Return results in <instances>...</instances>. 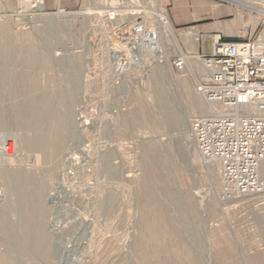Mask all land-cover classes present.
<instances>
[{"label":"rangeland","instance_id":"obj_1","mask_svg":"<svg viewBox=\"0 0 264 264\" xmlns=\"http://www.w3.org/2000/svg\"><path fill=\"white\" fill-rule=\"evenodd\" d=\"M116 4L78 0L68 7L72 15L43 18L40 12L20 14V0H0V43L11 46L10 61L3 66L8 80L0 82V152L6 139L16 143L14 159L4 160L0 153V208L10 204L11 216L17 217L19 205L6 190L2 170H26L43 187L44 227L50 236L44 256L35 233L19 226L18 240H4L0 234V254L10 253L14 264H260L264 193L224 196L221 180L210 176L213 165L203 161L191 133V121L204 113L192 111L177 79L187 78L186 92L196 103L208 105L190 73L178 72L171 63L180 51L178 33L189 28L173 29L178 40L170 34L174 47L167 58L119 71L112 59L119 42L106 33L101 17L92 14ZM242 10L243 37L250 36L252 26L257 27L252 37H263L264 20ZM62 20L70 24L65 32L54 24ZM203 42L210 52L211 39ZM200 46L198 42L195 55ZM34 55L36 62L31 61ZM191 62L199 63L197 57ZM159 89L166 92L181 125L166 117ZM50 93L66 94L62 103L57 96L53 100L59 109L61 104L70 109L67 128H42L24 113L15 114L16 106ZM40 136L65 141L57 148L50 145L47 154L25 144Z\"/></svg>","mask_w":264,"mask_h":264},{"label":"built area","instance_id":"obj_2","mask_svg":"<svg viewBox=\"0 0 264 264\" xmlns=\"http://www.w3.org/2000/svg\"><path fill=\"white\" fill-rule=\"evenodd\" d=\"M49 1L20 0L26 8L21 7L19 13L69 12L63 6L69 0ZM113 1L116 6L103 10L100 17L106 33L121 45L112 49L115 68L124 71L155 59L162 52L161 28L170 27L174 34L166 10L156 0ZM210 39V52L205 51V38H201L198 55H191L180 41V51L172 57L173 68L190 73L203 101L209 107L218 104L223 109L209 108L206 115L195 117L191 133L203 161L219 166L224 196L264 193V38L226 39L214 33ZM193 57L203 65L204 73L192 66ZM9 148L5 142L2 151L7 153Z\"/></svg>","mask_w":264,"mask_h":264},{"label":"bare ground","instance_id":"obj_3","mask_svg":"<svg viewBox=\"0 0 264 264\" xmlns=\"http://www.w3.org/2000/svg\"><path fill=\"white\" fill-rule=\"evenodd\" d=\"M231 1H233L235 4H237L242 9L250 10V11H252L253 9L256 10L258 12L259 16L261 17V19L264 20V0H252V2H251V0H231ZM156 2H157V4L160 5V7H162L159 0H156ZM21 7L26 8L23 4H22ZM118 11H119V13L123 12L120 9H118ZM70 12H72V11H70ZM103 12L104 11L100 12L97 9L92 14H94L95 16H100ZM40 14H41V17H43V18H47V17H49L51 15L50 12H43V11L40 12ZM59 14H62L63 16L72 15L69 12H67V13H59ZM54 24H55V27L57 29H59L61 31H64V32L70 27V24L66 20L57 21V22L55 21ZM170 34H172V30H171L170 27H162L161 28L162 52L160 54L155 55L154 56L155 59L158 58V60H160L161 58L162 59L163 58H167V56L169 55V54H167V53H169L168 50L174 47V43H173V41L171 39ZM178 34L180 36V41H181L182 45H184V47L186 48V50L191 55L194 54V53H196V51L198 50V42L201 40L200 31L197 28H193V29H189V30H181ZM34 38H35V40H37L36 37H34ZM262 38H264V37H262ZM44 41H46V40H44ZM38 42H40V41H38ZM8 44L9 43H4V44L3 43H0V82H5L6 80H8L7 79L8 78V75H7L6 71H5V69L3 68V66L4 65L6 66V64L9 63V61H10V56H11V54H10L11 48L10 47L11 46L8 45ZM119 46H121V45L119 44ZM36 58H38V56H35V55L32 56V58H31L32 60L31 61L32 62H36L37 61ZM145 59H150V58L149 57H145ZM192 66L194 68H196L201 73H204L206 71L205 68L203 67V65L200 64V62L199 63L194 62V63H192ZM9 74H11V73H9ZM27 78L28 79H26V80H29V76ZM26 80H24V81H26ZM16 81H17V79H16ZM21 81H23V80L21 79ZM31 81L32 80L30 79L29 82H31ZM177 82L184 89L185 93L188 94V96H189V98L191 100V104H192V111H194V112L200 111V112H203L204 115H206L209 112V110H208L209 108H213V109L219 110V111L223 110L222 107L220 105H218V104H213L211 107L208 106V108H206L205 106H202L201 104L196 103L195 100H194V98L191 96V94H189L188 92H186L187 89L190 88V82L187 80V78L177 79ZM28 83L26 84V82H25L26 85H28ZM21 85H23V84L21 83ZM11 87H13V86H11ZM64 93L63 94H56V95H54L53 93L52 94L51 93L50 94H42V95H40V98L32 99V100H30L28 102H23L22 104L16 106L14 112H15L16 115H20L21 113H24V115L27 116V119H28V121L30 123H34V124L38 125L39 127L44 128V127H46L48 125H51V124H55V125L58 124L59 127H61V129H62V128L66 127L68 124H70L72 122V114L70 112V109L66 108L65 104H61L62 105V109H59L58 108V105L55 104V102H54L53 99H54V97L57 96L58 99L61 98L60 103H62L65 100V98H66V94H64ZM158 97H159V101L162 104V109H163L166 117H168L169 119L173 120L176 124L181 125L182 122H181L178 114L173 109H171V107L169 105L170 103L168 102L166 92L164 90H162V89H159L158 90ZM142 110H140V111H142ZM7 114H8V112H7ZM143 115H145V116L144 117L141 116L142 119L144 118L143 119L144 121H148L149 119L147 117L146 112H143ZM141 117H138V118H141ZM136 120H137V118L133 116V121H136ZM52 129L54 130L53 127H52ZM58 130H60V129H58ZM55 131H56V129H55ZM63 134H65V133H63ZM53 135L54 134L52 132V136ZM45 136H40L38 139H36L37 140L36 142L25 141V144L27 146L36 147V148H38V150L44 151L47 154L48 147L50 145H51L52 148H57V146L59 145V143L65 141L63 137L62 138H63L64 141H60V140L57 141L59 134L57 136V140L51 139V142H49L48 136L47 137H45ZM26 137L27 136H25V138ZM5 141L10 144V148H9L8 152L5 153V154H4V151L3 152L2 151L0 152V153H3L2 158L4 160L14 159L15 156H16V151H15V149H16V143L14 141H12V139H10V138L6 139ZM59 148L60 147H58V149ZM152 150H153V152L155 154H157L160 157L161 161L163 162V160H162V158L160 156L159 149L156 146L152 145ZM24 152H25V150H24ZM35 154H36V152H35ZM263 164H262V170L264 169ZM212 165H213V167L211 166V169H210L211 170V172H210L211 175L210 176H212L213 180L216 179V178H219V180H221L220 179V174H219V177H218V174H216V169L218 171L219 166L218 165H215L213 163H212ZM12 168H14V167H12ZM22 169H24V168H22ZM3 170H2L3 173L1 175V178L5 182V186H6V190H7L8 194L9 195L10 194H13L14 199L16 200L17 204L19 205V207H18L19 209H17L18 211L16 212L17 213V217L16 218H13L11 215H12V212L14 210H13V208H11L9 206L10 204L4 206L3 209L0 208V234H1L2 238L4 240H9V241L14 240V239H17L18 240L20 235H18L16 233V230H17L16 228H18L19 226L21 228L23 227L26 230H28L30 233H35L37 241L41 243V246L38 247V250L44 251V253H43L44 256H47L48 255V252H49L48 245H49V240H50L49 238H50V236H49L48 232L46 231V229L44 227V218H45L44 217V212H45V201L46 200L44 201V199H45L44 196L45 195H44V191H43L42 185L40 183H38V181L35 182L27 174V172H25L26 170H23V171H14V172H12V171L4 172ZM28 183H30V184L33 185V188L32 189H27V187H28L27 184ZM143 192H145V191H143ZM148 194H149V192H148ZM145 203H148V202H145ZM147 206H149V205H147ZM14 215L15 214H13V216ZM150 232H152V231H150ZM33 236H34V234H33ZM148 238H150V237H148ZM219 244H220V242H219ZM141 259H142V257H141ZM14 261H15L14 260V257H12V255H10V253H7V252L3 253L2 252V254H0V264H14ZM257 262H259V261H257ZM256 264H258V263H256ZM260 264H264V260L262 262L260 261Z\"/></svg>","mask_w":264,"mask_h":264},{"label":"crops","instance_id":"obj_4","mask_svg":"<svg viewBox=\"0 0 264 264\" xmlns=\"http://www.w3.org/2000/svg\"><path fill=\"white\" fill-rule=\"evenodd\" d=\"M159 1L166 10L173 29L197 28L202 39L210 38L214 33L221 34L226 39H239L245 35L246 26H244L243 15L240 13V11L243 13L244 11L231 0ZM49 4H52L51 0ZM76 4H78V0H75L74 3L69 0L63 6L68 8ZM252 12L258 14L254 9ZM256 28V26L251 27L250 36L254 35ZM258 35L261 36V34Z\"/></svg>","mask_w":264,"mask_h":264}]
</instances>
